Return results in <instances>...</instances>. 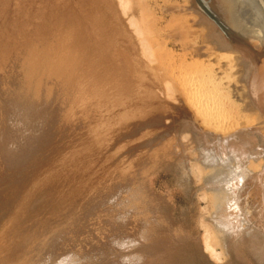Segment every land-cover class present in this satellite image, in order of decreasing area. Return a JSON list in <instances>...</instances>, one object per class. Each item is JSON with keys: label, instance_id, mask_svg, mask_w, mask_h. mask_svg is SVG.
<instances>
[{"label": "bare ground", "instance_id": "obj_1", "mask_svg": "<svg viewBox=\"0 0 264 264\" xmlns=\"http://www.w3.org/2000/svg\"><path fill=\"white\" fill-rule=\"evenodd\" d=\"M118 2L122 12L127 13L132 1ZM204 2L246 35V42L260 41L264 51V0ZM78 5L85 11L83 19L93 18L101 28L103 42L97 40L88 26L76 32V21L67 24L63 10L58 12L61 14V17L58 15L59 25H67V30L58 28L49 34L37 35L29 29L31 23L32 30L41 26L40 32L49 24L44 18L34 21L35 14L30 20L23 17L24 21L12 19L6 21L5 26L0 24V232L8 238L4 241L8 243L7 248L0 243V254H3L0 264H168L167 255L178 252L175 249L192 237L189 229L196 230L199 226L193 228L196 225L191 223L193 227L187 228L190 217H186V212V226H180L181 222L177 226L170 202L154 192L147 181L157 172L158 165L169 166V170L176 167L178 154L173 152V142L169 144L161 139L166 144L160 141L161 146L156 143L155 148L151 146V150L145 151L143 146L147 140L144 139L145 143L137 141L138 144L125 149L116 145L125 136L131 140L128 136L141 131L148 122H160L162 117L163 104L157 96V84L147 73L150 66L137 58L140 55L136 57L141 46L142 50L148 44L151 46L143 37L151 30L147 29L144 12L142 18L127 16L130 28L134 27L131 33L135 32L142 44L138 49L137 41L118 15L114 0H82ZM126 22L129 24L128 20ZM210 35L218 47L217 56H231L226 37L216 29H212ZM152 49L142 53L146 55L151 51L153 55V51H158ZM243 49L244 53L249 52ZM110 54L114 59L112 63H109ZM253 54L249 52L250 56ZM148 56L146 58L152 60ZM148 62L150 65L152 61ZM247 62H243L242 69L245 81L251 66ZM182 64L179 66L182 68L177 69L181 73L176 74L184 78L183 88L191 104L217 123L224 125L233 121L228 111L232 99L224 87L219 90V83L214 87L220 80L199 69L202 66L199 61L194 64L183 61ZM257 73L248 77L255 91L264 83V70L259 69ZM261 96L260 101L264 99ZM184 122L189 125L187 119ZM113 124L121 125L118 129L116 125L115 139L111 137ZM230 126L222 127V131L221 127L217 128L219 131L216 129V135L211 136L216 141L215 149L203 147V143L195 139L199 147L192 149L196 151V157L193 152L192 157L212 171L205 184L213 188V203L220 214L219 220L216 219L219 230L234 241L239 255L248 247L263 257L264 241L259 238H264L261 236L264 231H260V227L250 228L246 218L242 220L239 216L250 210L251 222L252 214L264 218V140L258 141V138L257 143L252 144L256 135L254 128ZM119 129L122 131L118 133ZM257 135L259 137V132ZM184 152L177 157L178 164L187 161L188 166L187 157L191 154ZM175 169L173 171L178 168ZM200 172L202 174V170ZM189 173L185 175L190 178ZM194 241L199 244L196 237ZM205 246L211 256L219 259L221 254L208 238ZM173 249L174 253L170 251ZM171 257V260L175 258Z\"/></svg>", "mask_w": 264, "mask_h": 264}, {"label": "rangeland", "instance_id": "obj_2", "mask_svg": "<svg viewBox=\"0 0 264 264\" xmlns=\"http://www.w3.org/2000/svg\"><path fill=\"white\" fill-rule=\"evenodd\" d=\"M81 1L82 0H0V24H3V26H5L8 24V23H6V21L8 22L12 19H18V21H20L19 19H21L22 21H24L23 17L25 18V20H30V18L32 19V15L35 14V16L37 18L34 19V21H36L37 19L44 18V19H46V22H48V24L51 27L49 25L45 24L43 30L40 32L41 26H39L37 28H33L34 30H32L31 29L32 23H31L29 26V29L31 31H34L37 35H39L40 33H43V32H47L49 34V33H51V31L53 32V30L57 31L58 28L63 29V30L67 28V25L65 27H62V24L59 25L58 15H59V17H61V14L58 12L63 10L62 11L63 17L68 19L67 24L70 21L71 22L76 21L75 22L76 24L74 27L76 32H79L80 28H84V27L88 26V28L90 30H92V33L95 34L97 40H99V42H103L104 36L102 34V30L95 23L94 19L93 18H89L88 20L87 19L85 20V18L83 19L85 11L80 7V5H78L81 3ZM118 1L119 0H114V2L117 4L116 8L118 9L117 10L118 15H119L121 20L123 19L122 22L123 23L125 22V24L127 25L126 28L128 29V31H130V34H132L131 32L134 31V29H133L134 27L130 28L131 25H130L128 17L131 15V16H135L137 18H142L144 13H145L144 19H146V21L148 22V23L145 22L147 29L149 27L151 30L150 32L149 31H147V32L150 33L151 37L148 35L147 32H145V33H147L148 38H147L146 34H144L143 37H145L147 40L150 41L151 46H149V44H148L147 47H149V48L146 47V49L142 50V48H144V47H142L141 46L142 44L138 42L137 35L135 36V32H133L134 34H132V37H134V39L137 41V44L139 45V46H137V48L139 49L140 46L142 47V48L140 47L141 51L140 50L137 51L138 49L136 50L138 52V53L136 52V57L140 55L137 58L139 60L141 59L140 61L144 62L145 65L150 66L147 73H149L148 75H149L150 79L155 81L157 84L155 89L158 92V94H157L158 98H160V100L162 101L160 103L163 104L162 105V111L163 112H162V117L160 119V122H148L147 125H145L141 129V131L139 129L138 132H140V133L137 132L136 134H134L135 136L134 135L128 136V139H130V137H132L131 140L128 141L126 139L127 137L125 136L124 140L121 139L119 141L122 144H120L119 142H116V145H119L120 148L125 149L127 147L128 148L131 147V145L132 146L135 145V143L138 144V142L145 143L146 142L145 140H147V142L144 144L145 146H143L144 147L143 150L145 151L148 149L151 150L152 148H155L157 145L161 146L160 145L161 139L164 140V142L167 141L166 143L170 142L169 144H171V140H172L174 146L171 144V147L173 148V150L175 149L173 152L178 154V155L175 154V155H177V156H175V158L177 159L176 163H175L176 164L175 168L176 169L178 168L179 171H177L178 169L176 170L174 167L171 168V170H169L170 169L169 166L166 167V165L165 166L158 165L155 168L156 169L155 171H157V172H155L153 175H151L149 178H147V181L149 182L148 184L150 185V187L153 188L152 190L154 192L157 191V194H159L163 197L165 196L164 198L166 199V201L168 200L167 202L168 203L170 202L169 204H171L170 207L174 213L173 217H174V220H175L177 226L180 224V222H181L180 226L181 225L186 226V222H187V219H185L186 217H190V220H189L190 225L187 222V224H188L187 228L188 229L190 226L193 227V225H191V223L192 224L194 223V225H196L193 228H196L199 225L198 229L196 228L197 232L195 229H192V228H191V230L189 229V231L191 233L192 232L193 233H192V237H189L186 239L187 243H183L181 246L178 247L179 249L174 248L175 251H178V252H175L174 249H173V251L170 250L171 252H173V253L175 252V253L174 254L172 253L173 255H169V256L167 255V257H166L167 263L169 262L168 264H205V263L206 264H234V263H236V264H243V263L244 264H264V256L261 257V255H258V253L250 250V248L247 249L248 247L243 250L244 254H245V251L247 249L246 255H244V254H242V256L239 255L238 251L236 250V244L234 243V241H232L230 238L227 237V235H225L222 231L219 230L218 224H216V222H217V220H219L218 217H220V214H219V210L216 212V209H218V208H216V205L214 204L215 203L214 199H212L213 195H211V194H213V192L211 191V189H213V188L211 187V185L207 184L208 185L207 186L205 184V180L207 179V177H209L212 174V171H210L209 167L207 165H205L204 163L196 162V159H194L196 157V151L193 152V150H194L193 148L196 149L197 147H199V143L200 144L203 143L202 144L203 147L205 146L206 148L210 147V149L211 148L215 149L216 141H214V138H212L211 136L214 137L216 135V132L219 131L220 127H221V131H222V127L224 128V126L229 127L230 125H233V126H230V128L231 127L245 128V129L254 128L256 130V135L254 136L255 140L253 139L252 144L257 143L258 138H259L258 141H260V139L264 140V99H262L261 101L259 100V96H261V95L264 96V85H263L264 83H261L262 86L259 87L258 89H256V91H255L254 90L255 88L253 89V86L252 87L250 86L252 84H250L251 81H250V79H248V77L250 78V75H252L253 73H257V71L259 72V69L264 70V51H262V49H261L262 43L260 41H256L257 42L256 44L261 43L258 46L256 44H254L255 42L249 43V41L247 43L242 44L243 42L241 43L240 41H238L234 37V35L231 33H229V35H228L229 38L226 37L224 31H222L223 29H221L222 27H220V24L217 22L215 17L208 10V8L206 6L207 4H205L204 0H135V1L131 0L132 2L130 3V6H129L127 13L122 12L123 9L120 7ZM33 6L35 8H33ZM21 7H22V9H21ZM142 7H145V8L142 9ZM146 7H148V8H146ZM137 10H138V12H137ZM72 12H75V13H72ZM139 12L141 14H139ZM71 14H75L78 18L75 16L71 17L70 16ZM126 17H127V19H126ZM76 18H77V20H76ZM126 20H128L129 24L126 22ZM202 20H204L205 22ZM2 21H3V23H2ZM79 22H80V24H79ZM212 29H216V30L220 31L226 37V39L228 40V42L231 46L229 48V50H232V52L230 51L231 54L230 53L229 54L232 57L229 56L228 53L227 54L225 53L226 55H228V56H225L226 58L224 56L222 58L221 55L217 56V53L219 51L217 49L218 47L215 43H213L211 41L212 37L210 34H211ZM95 36L93 35L94 40H96ZM151 39H153V40H151ZM149 41L147 43H149ZM160 45H162V46L160 47ZM259 46H260V48H259ZM152 47L158 51H156V52L153 51L154 53L152 52L153 55L155 54V56L150 55L151 51H147L146 55L149 54V56L152 58V60H148L146 58L145 53L143 54L142 52H145V50H148V49H152ZM157 48H159V49H157ZM243 48L247 49L252 54L254 52L255 53L252 56H250L249 52H247L248 54L244 53L245 51ZM260 52H261V54L258 55ZM225 54H223V55H225ZM142 55L145 58H143ZM153 57H155L156 60ZM219 57H221L222 59ZM227 57H228L229 61H228ZM110 58L111 59L109 60V63H112V61L114 60L112 55L110 56ZM148 61H152V62H150V65L147 64V63H149ZM154 61H156V62H154ZM183 61L188 62V63H192V64L196 63V61H199L200 64L202 65L201 67L199 66L200 67L199 69H201L202 71H206L207 73H211L214 76L213 78L215 80H220L217 82L216 86H214V87L217 88L218 83H219L220 89L219 88L218 89L221 91L222 88L224 87L223 88L224 91H226V94L230 97V99H232L231 101L233 103L230 105H229V103L227 104V106L228 105L230 106V108L228 107L229 110L228 109L227 110L230 111L229 112L230 114H232L230 116L231 117L230 120L232 119L233 121L224 123V125H223L222 122L217 123L216 120L214 119L216 122L215 123L213 119H209L208 117L206 118L205 115L203 116L202 112L200 114L199 109H196V107L191 104V102L189 101L188 96H187L188 94L186 93V91H184V88H183L184 87L183 86V81H184L183 79L184 78L182 76H180V74H179V73H181L180 70H177V69L182 68V67L179 68V66L183 63ZM245 61L246 62L248 61L247 63L249 66L251 65L250 69H249L250 75L248 77H246L248 80V81L246 80L247 82L243 78L244 73L242 70L244 68ZM249 61H251V62H249ZM174 63H176V64H174ZM157 67H159V68H157ZM186 67H188L187 70H190L189 69L190 66H188V64L186 65ZM192 67L193 66L191 65V68ZM161 69H162V71H161ZM152 70H155V71H152ZM178 71H179V73H178L179 76H176V75H178V74H176V72H178ZM181 71L183 72V70H181ZM242 80L245 82H242ZM166 81H167L168 85L166 84ZM254 82H255V80H254ZM255 83H257V82H255ZM159 86H160V88H159ZM257 92H259V93L257 94ZM181 112H183V113H181ZM230 114H228V116ZM186 119L188 120L189 125H186V124L184 125V123H185L184 121ZM235 119H236V121H235ZM230 120H228V121H230ZM152 123H154V124H152ZM212 123L214 124L215 127H216V125L219 124V127L217 126L215 128ZM228 124H230V125H228ZM116 125L117 124H113L114 129L112 128V130H113L112 135L110 134L111 137L113 136L112 139L117 138V136H116ZM151 126H153V128H151ZM118 128H121V125L120 126L117 125V129ZM193 128H195L194 129L195 131H193ZM217 128H219V129H217ZM235 128H233V130H235ZM121 131H122V129H121ZM121 131L119 129L118 133ZM125 131L127 132V130H125ZM183 131H185V132H183ZM186 131L188 133H186ZM199 131H201V132H199ZM258 132H259V137L257 135ZM184 133H186V134H184ZM207 133L208 134L212 133V134L211 135L209 134V136H207L208 135ZM195 135L197 136L196 138H195ZM157 136L159 137L158 138L159 142L157 141ZM140 138H141V140H140ZM199 138H200V140H199ZM143 139L145 142L143 141ZM153 139H155V140H153ZM187 139H188V141H187ZM195 139H198L197 140V141H199L198 144H197ZM122 141H124V144ZM113 142H115V140ZM186 142H187L188 150L186 149L187 148V146L185 145ZM156 143H158V144L156 145ZM166 143L162 142L161 144L164 145ZM175 143H176V145H175ZM180 143L181 144L183 143L182 144L183 146L180 145ZM177 144H178V146H177ZM189 144H191L193 147L191 146L192 147L191 148L189 146ZM153 145H155V146H153ZM151 146H152V148H151ZM180 146H182V147H180ZM185 146H186V148H185ZM183 147H184V149H182ZM189 148H191V149H189ZM126 150H128V149H126ZM184 151H186L188 154L189 153L191 154V156L189 155L187 157L188 154L186 153L187 154L186 157L190 159V160L187 159V160H189L188 166H191V167L186 166L187 161H183L184 163L181 165L178 164L179 158H177V157L179 156V154L180 155L185 154ZM141 152H143V151H141ZM192 152H193V156L195 155L194 158L192 157ZM192 160L195 162L193 163ZM200 164H203V165H200ZM177 165H179V166H177ZM204 166H206V167H204ZM181 167H185L188 169H186V171H185V169L181 168ZM180 168H181V170H180ZM174 169L176 171H173ZM182 169H184L183 170L184 175L182 174L183 173ZM201 170H202V174L200 172ZM175 172H176V174H174ZM185 172L186 173L191 172L188 174L191 176L190 177L191 179L189 178V176H186L187 174L185 175ZM187 178H189L192 181L191 184H189L190 180H189V182H188V180H186ZM186 181L188 184L186 183ZM182 182H184V186L182 185L183 184ZM192 183L194 184V186L190 187V185H193ZM186 185H187V187H185ZM205 186H207V188H205ZM192 187L195 190L192 189ZM206 189H208V190L206 191ZM258 193H259L258 196L261 197V193L260 192H258ZM173 208H175V210ZM184 212H186V214H187L186 217H185L186 214H184ZM192 212H194V213H192ZM249 212H250V210L246 211L241 216H239V218L242 217L241 219L243 220V218L245 217L246 218V224L248 225V223H249L248 226H250V228H252V227L259 228L260 227L259 228L260 231H261V229H262V231H264V224H263L264 218H263V216L258 217L259 218L258 219L257 218L258 214H256L257 215L256 217L253 216V214H252L251 217H253L252 218L253 222H251L248 219L249 218L248 215H250ZM193 214H194V217L191 218V215L193 216ZM238 214H241V213L239 212ZM262 220H263V222H262ZM253 223H256V226ZM262 225H263V227H262ZM192 230H194V231H192ZM246 230H248V229H246ZM221 232L223 233V237L221 236L222 235ZM194 236L196 237V241H198L199 244L194 241V239H195ZM261 236L264 237V232L261 233ZM0 238L4 239V240H2V242L0 240V243L2 244L1 247H3V243H4L5 247H3V248H7L6 246H8V245H6V244H8V243H6L4 241H8L7 240L8 238L3 236V233H1V232H0ZM206 238H208L209 242L217 249V252L221 254L219 256V259H216L213 256H211L209 251L206 249V246H205ZM223 238H225V239H223ZM217 239H218L219 243L217 242ZM263 239H262V237H260L259 241H261V240L264 241ZM221 240H222V242H221ZM223 240H224L225 246H224V244L222 245ZM193 242L197 243L199 246L197 244L195 245ZM229 244H231L230 245L231 248L228 247ZM200 245L202 248L200 247ZM198 247H200L201 249ZM196 248H198V249H196ZM234 249H235V251H234ZM225 250H227V251H225ZM3 251L1 253L5 252V251L4 252ZM1 255H3V254H0V256ZM149 255L150 254H148L147 258H149ZM243 255H244V257H243ZM171 256L175 257L172 259L173 261L171 260V258H172ZM168 260H170V261H168Z\"/></svg>", "mask_w": 264, "mask_h": 264}, {"label": "water", "instance_id": "obj_3", "mask_svg": "<svg viewBox=\"0 0 264 264\" xmlns=\"http://www.w3.org/2000/svg\"><path fill=\"white\" fill-rule=\"evenodd\" d=\"M206 4V3H205ZM208 10L211 12V14L215 17V19L217 20V22L220 24V27H222L221 29H223L222 31H224L226 37L229 38V33L233 34L234 37L243 43H247V39H246V35L240 33L239 31H237L236 29H234L229 23L228 21H226L224 18H222L221 16H219L218 14H216L215 12H213L208 5H206ZM231 39V38H230Z\"/></svg>", "mask_w": 264, "mask_h": 264}]
</instances>
